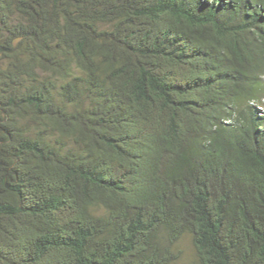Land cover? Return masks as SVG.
<instances>
[{"label": "trees", "instance_id": "obj_1", "mask_svg": "<svg viewBox=\"0 0 264 264\" xmlns=\"http://www.w3.org/2000/svg\"><path fill=\"white\" fill-rule=\"evenodd\" d=\"M264 264V0H0V264Z\"/></svg>", "mask_w": 264, "mask_h": 264}, {"label": "rangeland", "instance_id": "obj_2", "mask_svg": "<svg viewBox=\"0 0 264 264\" xmlns=\"http://www.w3.org/2000/svg\"><path fill=\"white\" fill-rule=\"evenodd\" d=\"M178 249L180 250V254L178 259L172 264H190L193 259V247L190 243L189 237H183L179 242Z\"/></svg>", "mask_w": 264, "mask_h": 264}]
</instances>
